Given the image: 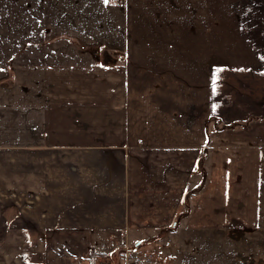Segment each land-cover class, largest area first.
Instances as JSON below:
<instances>
[{
    "label": "rangeland",
    "instance_id": "1",
    "mask_svg": "<svg viewBox=\"0 0 264 264\" xmlns=\"http://www.w3.org/2000/svg\"><path fill=\"white\" fill-rule=\"evenodd\" d=\"M18 1L0 0V67L7 68L0 69V96L8 79L15 81L11 87L28 84L34 79L37 83L32 88L29 86L27 93H34L35 89V93H41L40 103H36L34 110H41L44 124L49 120V125L56 123L62 127L67 122H74L75 133L69 135L74 138L73 144L60 145L75 149L124 145L130 151L147 148L148 144L167 147L173 144L169 141L170 136L174 142L184 137L188 142L191 136L199 134L196 128L201 121L204 145L209 148L213 135L229 124L233 125L231 129H243L250 120H255L248 115L261 106L258 99L264 100V0H209L207 8L197 11L194 3L186 0ZM9 2L11 5L7 6ZM212 6L214 15L208 21ZM129 8L133 21L128 19ZM5 14L13 20L7 19ZM223 19L229 27L224 26ZM200 25L208 29L205 34L197 28ZM241 41L245 43L244 49ZM247 61H255L258 65L248 70L242 64ZM18 62L34 69H28L31 72L19 69ZM72 63L78 64L73 66ZM146 63L160 65L150 69ZM51 65L57 67L55 72L60 79L73 77L75 88L79 89L90 80L86 84L91 87V94L96 95L95 99H99L92 103L95 110H91V119L108 120L110 125L123 123L122 132L114 130L116 133L109 134L111 142L106 140L109 135L105 132L99 133V137L93 132L90 138L84 129L94 130L95 127L84 124L82 106L87 103L78 102L75 96L81 91L74 94L72 89L54 91L50 88L53 84L47 86L52 75ZM88 65L92 66L91 78L87 77L88 69L84 67ZM77 66L81 67L73 73ZM59 94L69 96L70 103H62ZM131 94H135L134 100H130ZM51 95L57 99L53 103ZM259 96L262 97L256 99ZM200 98L201 110L194 107V100L199 105ZM230 98L234 100L229 101ZM184 102L188 109L185 115L179 109ZM120 105L124 110L118 109ZM29 108V104L25 105V112ZM208 109L220 112V117L215 120L221 121H216L214 126H211L213 119L208 115ZM11 112L18 116L24 110L11 109ZM199 112L202 117L198 116ZM24 121L26 127L31 123L29 118ZM101 127L104 129L103 125ZM114 150L122 155L121 151ZM66 156V150H61L59 160H65ZM93 169L99 170L98 167ZM75 170L65 161V165H60L59 173L73 174ZM11 173L15 174L14 171ZM98 176L103 181L106 177L113 181L115 175L100 173ZM98 176L92 178L98 179ZM116 190L115 185H111L103 199H100L101 192L89 191L88 194L95 197L91 209H73V200L67 201L62 209L47 206L41 209L42 213L29 206L26 209H0V213H4L0 221V264H31L33 261L70 264V255L78 251L80 255L87 251L92 264H134L136 257L139 258L137 263L145 257L149 259L147 264H159V258L167 250L160 247L167 248L168 244L176 257L182 253L181 263L174 259L176 264H193L194 259L188 257L191 252L187 249L191 246L184 244L187 239L205 242L206 245L196 248L216 256L214 261L218 264H264V226L263 236L252 237L255 231L237 227V220L232 226L231 216H225L229 219L226 224L219 221V227L198 228L196 233L194 209H186L188 201L185 203L183 196L178 208L166 209L168 213L161 209H146L151 217L157 218V222L151 224V217L141 220L144 217L141 216L142 209H116L120 206L115 198ZM4 191L8 196L4 200L9 201V205H12L14 192L16 196L21 193L19 188L12 187L4 188ZM101 201L105 205L99 209ZM19 210L38 212L32 222L38 226L33 229L35 232L23 233L22 229L32 226L24 221L30 215L18 214ZM128 216L138 229H118ZM163 218L168 219L165 226L160 225ZM176 233L179 234L177 237ZM157 237L160 239L155 241ZM208 237L212 238V245ZM259 238L263 239L261 243ZM213 257H210L211 261ZM113 258H117V262ZM203 261L209 263L207 257Z\"/></svg>",
    "mask_w": 264,
    "mask_h": 264
},
{
    "label": "crops",
    "instance_id": "2",
    "mask_svg": "<svg viewBox=\"0 0 264 264\" xmlns=\"http://www.w3.org/2000/svg\"><path fill=\"white\" fill-rule=\"evenodd\" d=\"M186 2H193L197 11L198 8L200 10L207 8L209 0H186ZM36 3L39 4L37 1ZM127 3L129 4L130 1H127ZM8 5H11V3H7ZM134 9L137 10L135 7ZM211 9L212 13L208 17V21L214 15V7L212 6ZM131 13L132 10H128L127 14L130 15L128 19L133 21L134 17L131 18ZM5 17L10 19L11 16L5 14ZM195 19L197 20V17ZM12 20L13 18L11 17L10 21ZM223 22L225 27H229L226 19H223ZM257 22L259 23L260 20H257ZM177 24L180 23L177 22ZM197 28H201V25ZM201 29L203 34L208 30L207 28ZM259 31H262L261 27H259ZM21 35L25 34L22 33ZM21 35L19 36L21 37ZM240 44L243 46L242 49H244V41H241ZM18 63L16 65H18L19 69L24 68L27 71H30L28 69H34L26 67V64ZM131 63L135 64L136 62ZM137 63L142 65L141 62ZM255 63V61H247L242 64L243 67L252 70L255 65H258ZM76 64L78 63H72L73 66ZM157 65L160 64L146 63V67L150 69ZM79 67L81 66L74 67L73 73H76L75 71ZM84 67L88 69L87 77L91 78L92 66ZM49 68L52 69V75L49 76V81L46 85L53 84L54 86H51V89L54 91H69L68 89H72L74 94H79L81 91L80 95L75 96L78 102L87 103L86 106H82L84 124L95 127L94 130L90 127L84 129L90 138L93 132H96L95 137H99V133L104 132L106 135L122 132L123 123L110 125L108 120L91 119V110H95V105L92 103L99 99H95L96 95L91 94V87L86 84L90 80L83 83L78 89L75 88L77 85L73 77H69V75L65 79H60L57 76L58 73L55 72L57 67L51 65ZM0 69L7 68L0 67ZM177 78L179 79V77ZM32 81L28 84L20 83L11 87V83L15 81L8 79L5 81L6 86L2 89V96H0V209H26L29 206L31 209H40V213H42L41 209H46L45 207L47 206L49 209H62L67 201L72 200L73 209H91L94 203L92 200L95 197L88 194L89 191H96L95 194L101 192L100 199H103L108 195V188L111 185H115L117 188L115 198L120 202L119 208L116 209H145V214L141 210V216H144L141 220L151 217L146 209H161L162 212L166 211L167 213L166 209H177V204L180 203L179 201L183 196L185 197V203L188 201V208L186 207V209H194L195 217L193 223L195 224V232V229L200 230L198 228L204 229L209 226L217 228L220 226L219 221L226 224L229 221L227 217L231 216L233 220L232 226H235V220H237V227L243 226L247 228V231H255V235L253 234L254 236L252 237L263 236L264 100L258 99L262 96L256 98L261 103V106L248 115L250 119L252 116V119L255 118V120H250L249 124L243 129L235 130L231 129L233 125H226V128L213 135L214 138H212L209 148L204 145L205 139L202 127L204 124L202 125L200 121L196 128V133L199 132V134L191 136L188 142L187 137L179 139L181 140L179 142H174L173 137L169 135V141L173 142V144H169L167 147H155L148 144L149 147L147 148H135L132 151L126 149L124 145L120 147L104 145L98 148L83 146L75 149L73 146L60 145L73 144L74 138L72 136L69 137V135L75 133L74 122H67L62 127L56 123H50L49 125V120H46L44 124L41 110H34L37 109L36 103H40L41 93H35V88L34 93H27L29 90L27 88L29 86L32 88V85L37 83H35V80ZM62 81L64 83H61ZM66 82L70 84H66ZM133 96L135 94H131L130 100H134ZM201 96L202 94H200ZM58 99L62 103H70L69 96L66 97L63 94H59ZM51 100L52 103L57 100L55 95H51ZM230 100L233 101L234 98H230ZM122 101L123 99L120 100V102ZM194 101V107L201 110L203 107L201 106L202 99L200 98L199 105H197L196 99ZM27 104L30 105V108L25 112V105ZM156 104H158L157 101ZM6 107H8V110ZM225 107L228 110V104L225 103ZM98 108L101 110V105ZM11 109L24 110V113L21 115L20 112L18 116H15ZM118 109L124 110V107L120 105ZM179 109L184 115L188 113L187 103L184 102ZM104 111L107 112V109H104ZM211 114H215V116ZM219 114V110L208 109V115L213 119L211 126H214L216 121H221L215 120V118L220 117ZM198 116L202 117V113L199 112ZM27 118L31 120V123H28L26 127L24 126V119L27 120ZM14 119L17 120L14 121ZM32 123L34 127H32ZM101 125L104 126V129H102ZM110 135L106 140L111 142L112 138ZM114 148L121 151L122 155L117 154ZM61 150H66L67 153L63 161L59 160ZM65 161L67 166L76 169L73 174L59 173L60 165H65ZM92 167H98L99 170H92ZM10 168L14 169V175L11 173L13 171H10ZM100 173L105 176L106 174L115 176L113 181H109L112 178L108 177L103 181L102 177L98 176ZM96 176H98V179L92 178ZM91 181L93 182L92 184ZM10 187L19 188L21 191L20 194L16 191L18 192L17 196L14 192V198L11 199L12 205H9V201L4 200L8 198L4 188ZM98 205H100L99 209H102L105 202L101 201ZM18 214L30 215L24 221L29 227H32L31 229H22L23 233L35 232L33 229H37L38 226L35 223L32 224V222H34L33 218H37L38 212H20L19 210ZM2 216H4V213L1 214L0 221ZM129 218L130 216H128L126 222L121 223L118 229H127L128 231L130 229H138V225L131 219L129 220ZM156 219V217H151L149 223L154 224L157 222ZM167 220L163 218L160 225L165 226ZM228 225H231V223L225 226ZM259 231L260 234H258ZM178 235L176 233V237ZM159 239L157 237L155 241ZM207 240H210V245L213 244L211 237H208ZM262 240L259 238L260 243ZM162 244L164 243L160 245ZM184 244L191 246L190 248L186 246V248L191 252L188 257L194 259L193 264H205L203 261L205 257L208 258V264H218L214 261L216 256L213 257L209 253L205 254L202 249L196 248L198 245H206L205 242H198L197 240L192 242L187 239ZM169 246L171 245L168 244L167 248L164 246L160 247L167 250L159 258V264H176L174 259H179L178 262L181 263L182 253L176 257L175 254H172V249ZM205 248L207 249V247ZM79 253L80 251L70 255V264H76V262L92 264V257L87 251L83 252L82 255ZM2 257L4 260L5 257ZM210 257H213L212 261ZM113 259L117 262V258ZM137 261H139V258L136 257L133 261L134 264H141L137 263ZM148 262L149 259H147ZM31 264H40V262L33 261Z\"/></svg>",
    "mask_w": 264,
    "mask_h": 264
},
{
    "label": "built area",
    "instance_id": "3",
    "mask_svg": "<svg viewBox=\"0 0 264 264\" xmlns=\"http://www.w3.org/2000/svg\"><path fill=\"white\" fill-rule=\"evenodd\" d=\"M138 262V261H137ZM146 263L147 264V260H146V258L145 257H143V259H142V261H141V263ZM136 264V263H135Z\"/></svg>",
    "mask_w": 264,
    "mask_h": 264
}]
</instances>
